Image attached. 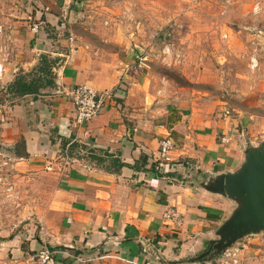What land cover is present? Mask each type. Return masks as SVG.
Segmentation results:
<instances>
[{"label":"crops","instance_id":"obj_1","mask_svg":"<svg viewBox=\"0 0 264 264\" xmlns=\"http://www.w3.org/2000/svg\"><path fill=\"white\" fill-rule=\"evenodd\" d=\"M42 1L53 32L12 31L13 65L30 72L50 55L59 60L56 86L0 110V264H29L44 248L56 264H192L236 208L202 185L236 171L248 146L264 141V85L239 93L243 103L228 116L212 93L182 96L149 58L130 51L122 29L101 30L119 36L105 39L119 46L113 54L84 37L95 29L73 33L71 20L93 16L83 12L89 0ZM78 85L113 92L84 125L68 96ZM167 137L169 169L157 165ZM170 211L176 220L166 219ZM248 244L242 264H264V236Z\"/></svg>","mask_w":264,"mask_h":264},{"label":"rangeland","instance_id":"obj_2","mask_svg":"<svg viewBox=\"0 0 264 264\" xmlns=\"http://www.w3.org/2000/svg\"><path fill=\"white\" fill-rule=\"evenodd\" d=\"M44 12L42 0H0L1 107L17 100L8 94V85L25 72L15 70L13 65L11 32L18 28L25 38L35 28L52 33ZM83 12L93 16L71 20L68 28L73 33L80 36L84 28L95 29L84 37L110 54L120 48L105 39L120 36L131 40L130 51L149 58L154 72L181 89L182 96L191 98L207 91L226 102L225 111L231 114V106L243 103L239 93L253 94L255 86L260 90L264 85V0H89ZM227 12L237 16L227 18ZM113 27L122 29V34L110 37L101 31ZM132 29L134 34L130 33ZM27 45L28 40H23L22 52ZM29 45L33 46L30 41ZM168 46L171 50L166 52ZM254 57L258 68L253 70L250 65ZM1 147L0 142V150ZM260 235L264 233L247 237L230 249L242 248L245 252L249 239ZM206 249L207 246L199 254ZM230 249L220 253L217 261L214 259L218 253L213 252L200 264H220Z\"/></svg>","mask_w":264,"mask_h":264},{"label":"water","instance_id":"obj_3","mask_svg":"<svg viewBox=\"0 0 264 264\" xmlns=\"http://www.w3.org/2000/svg\"><path fill=\"white\" fill-rule=\"evenodd\" d=\"M209 193L223 196L236 204L229 218L218 229V239L210 240L207 251L190 260L200 264L213 252L218 255L239 241L264 233V141L250 145L243 164L234 172L220 174L203 185Z\"/></svg>","mask_w":264,"mask_h":264},{"label":"built area","instance_id":"obj_4","mask_svg":"<svg viewBox=\"0 0 264 264\" xmlns=\"http://www.w3.org/2000/svg\"><path fill=\"white\" fill-rule=\"evenodd\" d=\"M171 50V46L166 48V52ZM251 68L254 70L258 68L257 59H251ZM2 71L3 67L0 65ZM113 92H100L88 85H78L72 88L68 96L72 99L76 110V123L84 125L100 115L106 103L112 99ZM0 105V110H1ZM226 115L230 116V112L226 111ZM223 141H227L226 138ZM174 150V143L170 137L163 138L160 141V151L158 166L159 167H173L171 159V152ZM166 219L176 220L178 215L175 211H170L166 214ZM220 264H242L244 260V252L242 248H234L226 251L223 255ZM29 264H56L54 253L48 248H44L30 255Z\"/></svg>","mask_w":264,"mask_h":264},{"label":"trees","instance_id":"obj_5","mask_svg":"<svg viewBox=\"0 0 264 264\" xmlns=\"http://www.w3.org/2000/svg\"><path fill=\"white\" fill-rule=\"evenodd\" d=\"M59 60L52 58L50 55H42L39 64L30 72H21L8 85V94L14 99H20L25 96H37L42 89L54 88L55 76L53 69L56 68ZM68 143H64L63 148H66ZM75 149L70 145L69 153ZM125 164L119 162L118 169L120 170Z\"/></svg>","mask_w":264,"mask_h":264},{"label":"flooded vegetation","instance_id":"obj_6","mask_svg":"<svg viewBox=\"0 0 264 264\" xmlns=\"http://www.w3.org/2000/svg\"><path fill=\"white\" fill-rule=\"evenodd\" d=\"M205 251H207V249H206ZM205 251H204V252H205Z\"/></svg>","mask_w":264,"mask_h":264}]
</instances>
